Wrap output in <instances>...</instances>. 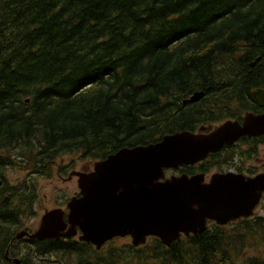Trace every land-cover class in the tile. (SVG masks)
<instances>
[{"label": "trees", "instance_id": "obj_1", "mask_svg": "<svg viewBox=\"0 0 264 264\" xmlns=\"http://www.w3.org/2000/svg\"><path fill=\"white\" fill-rule=\"evenodd\" d=\"M254 65L250 64L257 58ZM264 0H0V264H264V215L183 235L171 246L101 249L32 230L35 178L56 160H93L167 134L264 108ZM196 91L201 100L183 104ZM264 135L243 136L180 173L245 163ZM239 159L240 162H237ZM23 174L11 182L6 170ZM9 196V202H4Z\"/></svg>", "mask_w": 264, "mask_h": 264}, {"label": "water", "instance_id": "obj_2", "mask_svg": "<svg viewBox=\"0 0 264 264\" xmlns=\"http://www.w3.org/2000/svg\"><path fill=\"white\" fill-rule=\"evenodd\" d=\"M254 94L264 107V88ZM204 95L196 91L183 104L197 102ZM263 134L264 112H247L242 120L229 119L215 127L167 134L148 145L121 148L97 161L93 171L74 173L79 176L81 196L68 203L69 232L62 233L68 225L65 211L55 208L44 213L34 232L25 229L16 238L59 239L72 237L79 229L80 239L98 249L115 237L126 236H131L135 246L150 236L171 246L182 234L206 231L210 220L226 225L251 217L264 196V172L254 176L216 172L206 181L204 172L168 177L166 170L195 165L243 136ZM14 262L19 264L17 258Z\"/></svg>", "mask_w": 264, "mask_h": 264}, {"label": "rangeland", "instance_id": "obj_3", "mask_svg": "<svg viewBox=\"0 0 264 264\" xmlns=\"http://www.w3.org/2000/svg\"><path fill=\"white\" fill-rule=\"evenodd\" d=\"M65 160L66 162H73L77 164L78 168L79 167H87V166H92L95 162V160H91L89 158H84L80 153H71V154H65L59 157L55 163L58 164L59 161ZM237 162H240L239 159H236ZM246 167L253 166L254 169L257 171L264 172V144H261L258 148V153L257 155L250 161H247L245 163ZM56 169V168H55ZM225 172L227 171H233V172H239L237 171V168L232 165V166H225ZM219 170L216 167H213L208 171L207 175V181L210 179L211 175L215 172H218ZM257 172V173H259ZM58 170H56L55 174H53L50 177L47 176H37L35 178V183L38 189L39 193V201L36 206V211H37V216L30 220V223L32 224L33 230H36L41 222V218L43 214L52 208H54L57 205H61L62 207L66 201H69L72 199L74 196L73 194V187L75 186V189L77 188V180L75 179L74 184L70 181L63 180L62 178L57 176ZM244 174H248V171L245 169L242 171ZM172 174H177L176 171H170L167 173V176H170ZM6 176L11 182H16L18 179L23 178V174H21L18 171L6 170ZM78 189V188H77ZM258 213L261 215H264V201L262 202V206H260L257 210ZM120 244H124L126 242H131L130 237H125L124 239H118Z\"/></svg>", "mask_w": 264, "mask_h": 264}, {"label": "flooded vegetation", "instance_id": "obj_4", "mask_svg": "<svg viewBox=\"0 0 264 264\" xmlns=\"http://www.w3.org/2000/svg\"><path fill=\"white\" fill-rule=\"evenodd\" d=\"M54 167L56 168V170H58V173H57V176L62 178L63 180H66V181H70L74 184L75 182V179L77 180V188L75 189V186L73 187L74 191H73V194L74 196L72 197H79L80 196V189H79V186H78V176L77 175H73L70 177L71 173L73 171H86V172H90L94 169V164L92 166H83L82 168L77 166L76 163H74V160L73 162H66L65 160H60L58 164L54 165ZM68 202L69 201H66L65 204L60 207L59 205L55 206L54 208H62L65 210V220L67 221V215H68V212H69V209H68ZM69 229L70 228H67L66 230L62 231L63 234H66L67 232H69ZM80 236V231H78V234L76 235H73L70 239H78ZM66 239V238H65Z\"/></svg>", "mask_w": 264, "mask_h": 264}]
</instances>
